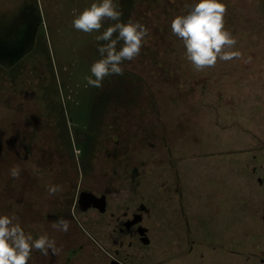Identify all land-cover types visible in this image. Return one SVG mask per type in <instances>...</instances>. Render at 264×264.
I'll list each match as a JSON object with an SVG mask.
<instances>
[{
  "label": "rangeland",
  "instance_id": "obj_1",
  "mask_svg": "<svg viewBox=\"0 0 264 264\" xmlns=\"http://www.w3.org/2000/svg\"><path fill=\"white\" fill-rule=\"evenodd\" d=\"M133 1L114 0L120 22L139 21L149 36L140 55L124 61L123 75L108 76L95 88L85 80L101 58L104 42L95 37L116 21L86 34L72 20L74 10L78 15L99 0H0V215L17 217L26 233L47 234L68 250L72 240L59 239L67 232L54 228L56 221L83 225L94 235L108 223L109 214L92 217L74 209L72 201L87 190L107 194V212L117 211V204L153 206L154 217L166 225L162 250L165 228L177 231L185 219L201 217L225 239L240 242L247 220L243 190L252 184L243 169L251 153H229L227 145L250 141V134L231 125L235 121L264 132V14L258 9L264 0H222L225 27L244 59L218 60L203 72L184 59L183 43L170 29L171 20L196 0ZM132 2L135 13H127ZM256 93L262 99L248 105ZM228 98L242 106L233 112ZM218 148L226 153L211 155ZM89 152L85 169L82 157ZM14 165L21 169L19 179L10 176ZM49 185L62 191L50 196ZM33 251L30 264L55 260L43 261Z\"/></svg>",
  "mask_w": 264,
  "mask_h": 264
},
{
  "label": "flooded vegetation",
  "instance_id": "obj_2",
  "mask_svg": "<svg viewBox=\"0 0 264 264\" xmlns=\"http://www.w3.org/2000/svg\"><path fill=\"white\" fill-rule=\"evenodd\" d=\"M258 9L264 14V2L260 3ZM250 97L252 101L249 103ZM262 97L259 93L250 95L248 105L254 106V100L259 101ZM227 102H230L229 106L233 107V112L242 106L239 103H243L238 101V104H235V100L230 98ZM257 108L263 110V105H258ZM231 125L250 134V141L244 146L236 142L227 145L230 146L227 149L229 153H251V160L245 162L243 169V172L252 178V184L243 190L247 220L244 223L242 241L232 243L231 240L225 239L217 227L203 221L204 217L196 218L193 223L185 219L181 229L169 230L154 217L153 206L143 203L134 207L128 205L125 209L117 204V211L107 212L108 196L105 193L100 194L106 195L105 210L95 206L83 209L79 194L78 199L72 201L74 209L77 208L86 214L91 211L92 217L97 214H109L108 223L98 225L96 229L102 233L94 235L83 225L77 226L76 223L68 221L67 235L58 236L59 239L70 238L73 245L68 250L63 249L61 255H52L51 251L48 256L41 254L42 260L51 257L55 259L52 264H78L82 260L83 264H179L180 261L183 264H264V132L260 130L258 133L259 129L254 124L244 126L241 121H235ZM226 126H230L229 123L223 127ZM215 150L218 152L212 150L211 155L226 153L224 148ZM72 202L67 204L68 209ZM71 216L75 217V214ZM112 224L114 228L109 230ZM161 225L165 226V232L169 231L168 237L164 239L167 241L164 250L160 248L161 237L164 235ZM225 227L226 234L231 236L230 223L227 222ZM75 228L84 238L81 234L79 236ZM170 231L173 235H170ZM107 232L109 233L106 235ZM38 236L40 234H37L36 238Z\"/></svg>",
  "mask_w": 264,
  "mask_h": 264
},
{
  "label": "clouds",
  "instance_id": "obj_3",
  "mask_svg": "<svg viewBox=\"0 0 264 264\" xmlns=\"http://www.w3.org/2000/svg\"><path fill=\"white\" fill-rule=\"evenodd\" d=\"M185 14L175 16L170 22L172 35L182 41L186 59L197 72L214 68L219 61H232L244 59L239 50H234L236 38L226 29L225 17L227 6L222 0H196L187 6ZM72 27L80 32L91 34L100 32L106 20L116 21L108 26L95 39L104 43L98 47L100 59L90 66L91 75L86 76L88 86L101 88L106 77L123 75L124 61L136 59L149 36V29L139 21L129 19L126 23L120 22L122 12L114 0H99L85 7L79 14L73 11ZM114 34L115 38H114ZM122 45L117 48L120 42ZM249 56L244 63H250ZM10 176L19 179L21 169L14 165L9 170ZM48 194L55 195L62 191L60 185H49ZM74 214V213H73ZM53 227L67 232L69 222L59 219ZM33 250L44 256L59 255L61 248L50 239L47 234L34 238L26 233L17 217L0 215V264H29Z\"/></svg>",
  "mask_w": 264,
  "mask_h": 264
},
{
  "label": "water",
  "instance_id": "obj_4",
  "mask_svg": "<svg viewBox=\"0 0 264 264\" xmlns=\"http://www.w3.org/2000/svg\"><path fill=\"white\" fill-rule=\"evenodd\" d=\"M79 202L81 208L87 209L91 206L99 207L101 210H105L106 207V195L98 196L91 191H83L80 194Z\"/></svg>",
  "mask_w": 264,
  "mask_h": 264
},
{
  "label": "trees",
  "instance_id": "obj_5",
  "mask_svg": "<svg viewBox=\"0 0 264 264\" xmlns=\"http://www.w3.org/2000/svg\"><path fill=\"white\" fill-rule=\"evenodd\" d=\"M128 1V0H127ZM134 3L136 2V0H134L133 1ZM132 2V4L131 5H128L127 6V8H126V12L127 13H131V12H134L135 11V5H134V3ZM126 13V14H127ZM135 13V12H134ZM126 17V16H125ZM124 17V18H125ZM132 17H136V15L135 14H133L132 15ZM128 20H123V22H127ZM118 49H119V47H118ZM138 72L136 71V70H132V72H130V74H132V75H138L137 74ZM137 77V76H136ZM142 79V78H141ZM139 88V87H138ZM47 110H48V107H45V112H47ZM48 116V115H47ZM55 129H56V132H58V129L55 127ZM94 144H96V141H93V143H92V145H91V150L94 148ZM65 145H67V148L69 147L71 150H72V143L70 144V142H69V140H67L66 142H65ZM92 152V151H91ZM83 159H82V162H83V165L85 166V169H86V166H88V163H89V161H91L92 160V154H90V152L88 153V155L84 158V157H82ZM88 169V168H87Z\"/></svg>",
  "mask_w": 264,
  "mask_h": 264
}]
</instances>
